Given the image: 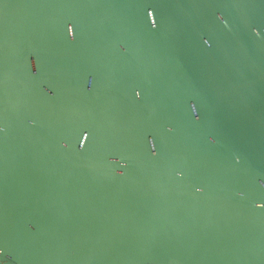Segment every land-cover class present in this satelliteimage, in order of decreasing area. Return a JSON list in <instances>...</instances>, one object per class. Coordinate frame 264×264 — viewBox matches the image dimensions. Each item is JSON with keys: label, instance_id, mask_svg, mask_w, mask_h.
<instances>
[{"label": "water", "instance_id": "water-1", "mask_svg": "<svg viewBox=\"0 0 264 264\" xmlns=\"http://www.w3.org/2000/svg\"><path fill=\"white\" fill-rule=\"evenodd\" d=\"M0 124V264H264V0H0Z\"/></svg>", "mask_w": 264, "mask_h": 264}, {"label": "clouds", "instance_id": "clouds-1", "mask_svg": "<svg viewBox=\"0 0 264 264\" xmlns=\"http://www.w3.org/2000/svg\"><path fill=\"white\" fill-rule=\"evenodd\" d=\"M220 20L221 21H224V17H223V15H220ZM257 35H259V31L257 30ZM32 68H33V70L35 71L36 69H37V61H36V59L35 58H33V60H32ZM91 84H92V81H91V79L89 80V86L91 87ZM45 91H48L50 94H51V89H45ZM137 95H139V93H137ZM192 108H193V112L195 113L196 112V106H195V104H193L192 105ZM199 118V116H198V114H197V119ZM30 123H33V122H30ZM7 132V128H6V126L5 125H3V124H0V133H6ZM213 143H215V140L213 139V141H212ZM68 145L67 144H65L64 145V147L66 148ZM81 147H83V143L81 144ZM153 149H155V144H154V142H153ZM120 175H123V173L121 172L120 173ZM259 183H260V185L262 186V187H264V179H261L260 181H259ZM197 191L199 192V191H203L201 188H197ZM239 195L240 196H243L244 194L241 192V193H239ZM256 207L257 208H264V204H259V203H257L256 204ZM0 252H3V249H0ZM10 258H12V257H10Z\"/></svg>", "mask_w": 264, "mask_h": 264}, {"label": "snow or ice", "instance_id": "snow-or-ice-1", "mask_svg": "<svg viewBox=\"0 0 264 264\" xmlns=\"http://www.w3.org/2000/svg\"><path fill=\"white\" fill-rule=\"evenodd\" d=\"M72 26V29H71V31L73 32V40H75L74 39V37H75V35H76V31H77V28H78V26L75 24V22L74 21H72V20H69V21H67L66 22V25H65V30H66V32L69 34V32H70V28H69V26ZM73 27H74V30H73ZM91 88H89V90H90ZM48 92V91H47ZM49 93V92H48ZM50 94V93H49ZM55 93H54V91L51 89V94L50 95H54ZM135 95L137 96V92H135ZM139 95H142V94H139ZM166 131L167 132H169V133H171V132H173L174 131V128L171 126V125H169L167 128H166ZM85 133H87V136H85ZM81 135H82V138L83 139H85V141H88V140H90L91 138H92V133L90 132V131H88L87 129H85L82 133H81ZM151 138V141H153V142H156V138L155 137H150ZM149 138V139H150ZM157 154V152L156 153H154V155H156ZM262 179H264V178H262ZM261 180V179H260ZM259 180V181H260ZM260 184V183H259ZM202 189V188H201ZM203 190V189H202ZM244 194V193H243ZM259 204H264V201H262V202H259ZM0 254H2V252H0Z\"/></svg>", "mask_w": 264, "mask_h": 264}]
</instances>
